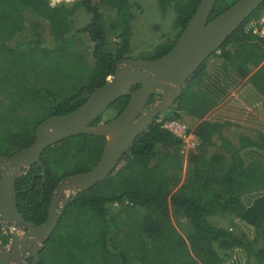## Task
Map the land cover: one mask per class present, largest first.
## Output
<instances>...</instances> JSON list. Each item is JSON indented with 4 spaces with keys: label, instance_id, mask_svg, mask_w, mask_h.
<instances>
[{
    "label": "trees",
    "instance_id": "trees-1",
    "mask_svg": "<svg viewBox=\"0 0 264 264\" xmlns=\"http://www.w3.org/2000/svg\"><path fill=\"white\" fill-rule=\"evenodd\" d=\"M200 1L158 0L163 13L174 11L176 36L154 45L152 54L137 57L167 54ZM236 1L218 0L210 19ZM78 4L91 18L72 30L75 4L0 0V157L31 145L43 120L82 105L114 74L119 60L133 58L131 32L121 28L132 15L130 0H78ZM259 9L190 81L200 83L221 61L239 60L237 71L242 76L253 72L264 59V36L254 32L264 3ZM260 27L264 32V21ZM112 31L117 34L113 44ZM86 37L90 44L82 51ZM251 81L256 85V71ZM129 99L130 95L117 99L94 125L115 118ZM176 103L138 135L120 168L70 197L35 264H223L234 246L246 248L251 264H264V197L250 207L241 199L247 191L264 188V164L255 161L246 166L240 148L223 135L219 124L206 119L216 103L209 95L187 84ZM186 115L195 119L189 120L187 132L197 138L188 151L184 138L164 127L166 121ZM105 141V136L80 134L48 146L41 162L16 180L18 208L24 217L36 226L44 223L59 183L91 170ZM214 216L231 222L238 216L256 228L257 236L251 240L235 224L217 225ZM10 238L0 226L3 244Z\"/></svg>",
    "mask_w": 264,
    "mask_h": 264
},
{
    "label": "water",
    "instance_id": "water-1",
    "mask_svg": "<svg viewBox=\"0 0 264 264\" xmlns=\"http://www.w3.org/2000/svg\"><path fill=\"white\" fill-rule=\"evenodd\" d=\"M217 1H200L184 32L167 54L156 59L119 60L114 74L82 105L67 114L46 118L36 127V138L31 145L0 157V224L11 228L9 243L5 245L0 240V264L38 262L41 249L58 226L70 199L66 198L58 208L57 191L71 187L78 192L110 176L138 135L157 115L177 104L188 79L201 64L218 52L233 32L264 3V0H237L210 19ZM125 95H130V99L119 115L94 125L112 103ZM153 96L160 98L149 106ZM110 132L117 133L111 142L108 140ZM80 134L105 136L102 155L91 170L69 176L59 183L46 221L36 226L19 211L16 180L34 163L41 162L48 146ZM30 256L34 257L32 263L28 260Z\"/></svg>",
    "mask_w": 264,
    "mask_h": 264
},
{
    "label": "crops",
    "instance_id": "crops-1",
    "mask_svg": "<svg viewBox=\"0 0 264 264\" xmlns=\"http://www.w3.org/2000/svg\"><path fill=\"white\" fill-rule=\"evenodd\" d=\"M263 21L264 14L256 19L257 30L261 29L259 25ZM256 33L264 36L263 30ZM238 61L215 63L195 89L206 93L216 102L206 119L219 124L225 137L236 140L234 144L240 148L245 165L255 161L264 164V59L256 63L248 76H242L237 71ZM254 71L256 85L251 81ZM260 197H264V188L247 191L241 199L246 207H250ZM229 222L228 228L235 224L248 238H256V228L240 217L234 216L233 223L230 219ZM223 264H251L250 255L243 246H234Z\"/></svg>",
    "mask_w": 264,
    "mask_h": 264
},
{
    "label": "rangeland",
    "instance_id": "rangeland-1",
    "mask_svg": "<svg viewBox=\"0 0 264 264\" xmlns=\"http://www.w3.org/2000/svg\"><path fill=\"white\" fill-rule=\"evenodd\" d=\"M94 3L98 2L100 0H93ZM51 5H60L62 3H66L68 5H76V8L74 10V13L72 15V30H76L80 27L85 26L91 18V15L78 4V0H49ZM132 6L130 11L132 12V15L128 16L124 22L121 25V28L126 31L129 30L131 32L130 38L132 42V52L131 55L133 58H138L137 56L139 55H150L153 53L154 45L164 41L168 36L171 38H175L177 29L174 27V11L172 9L168 10L167 12L163 13L160 8L158 7V0H130ZM261 8V6H260ZM256 13L260 12L261 9H256ZM252 23H255V19L252 20V22L249 23V25H252ZM37 32H39V29H37ZM35 31V33H37ZM116 32L112 31L111 32V42L116 40ZM85 36V35H84ZM90 41L89 38L86 37L84 39V45L82 46L80 42H77L76 46L80 48L82 46L81 50L84 51L85 45H89ZM220 51V50H219ZM189 80V79H188ZM187 84H190V88L194 89L195 87L199 84V82H192V81H187L186 85L184 88L187 86ZM159 100V98H158ZM178 104V103H177ZM173 109H170L171 112ZM191 121H195L194 118L186 115L184 116V119H179V120H171V121H177L181 123L182 125L188 127V125L192 124ZM221 128V127H220ZM222 132V131H221ZM190 134V133H189ZM188 136V134H187ZM189 142H195L194 147L196 146V139L194 137H187ZM227 139L228 136L226 137ZM231 140V139H230ZM235 139L231 140L233 143ZM236 141V140H235ZM188 143H186V151H188ZM193 147V146H191ZM121 162V161H120ZM118 164L119 168L122 166V163ZM117 166V167H118ZM186 172V171H185ZM183 173V181H185L186 173ZM182 181V183H183ZM76 191L74 188H67L64 189L63 191H57V194L59 196V199L57 200V207L60 208L63 203L65 202L66 198H70L73 194H75ZM242 198V197H241ZM175 223H178V220H175ZM212 221L219 225H224L225 227L227 224H229V219L227 217H222V216H214L212 217ZM184 221L181 222L183 224ZM3 224V228L5 231L4 233L8 232L10 233L11 228L7 224ZM1 225V224H0Z\"/></svg>",
    "mask_w": 264,
    "mask_h": 264
},
{
    "label": "built area",
    "instance_id": "built-area-1",
    "mask_svg": "<svg viewBox=\"0 0 264 264\" xmlns=\"http://www.w3.org/2000/svg\"><path fill=\"white\" fill-rule=\"evenodd\" d=\"M254 32H258L259 30H257L256 28H254ZM220 52V51H218ZM164 127L170 129L174 134L184 138V140L186 141V143H188V147L190 148L191 146H194V141L191 143L189 142V140H187L188 136L190 137H194V139L196 138L195 135L193 133H188L187 132V128L186 126L182 125L181 123L177 122V121H166L164 123ZM188 134V136H187ZM197 143V140H196Z\"/></svg>",
    "mask_w": 264,
    "mask_h": 264
},
{
    "label": "bare ground",
    "instance_id": "bare-ground-1",
    "mask_svg": "<svg viewBox=\"0 0 264 264\" xmlns=\"http://www.w3.org/2000/svg\"><path fill=\"white\" fill-rule=\"evenodd\" d=\"M116 136H117V133L110 132L108 135V140L111 142Z\"/></svg>",
    "mask_w": 264,
    "mask_h": 264
},
{
    "label": "flooded vegetation",
    "instance_id": "flooded-vegetation-1",
    "mask_svg": "<svg viewBox=\"0 0 264 264\" xmlns=\"http://www.w3.org/2000/svg\"><path fill=\"white\" fill-rule=\"evenodd\" d=\"M158 98H160V97H159V96H157V97H156V99H155V100H154L152 103H155V102L158 100ZM149 106H150V104H149ZM149 106H148V107H149ZM0 226H1V227H2V229L4 230V228H3V224H1ZM4 232H5V231H4ZM6 233H8V232H6ZM32 258L34 259V257H33V256H30V258L28 259V260H29L31 263L34 261V260H33V261H31V259H32Z\"/></svg>",
    "mask_w": 264,
    "mask_h": 264
}]
</instances>
